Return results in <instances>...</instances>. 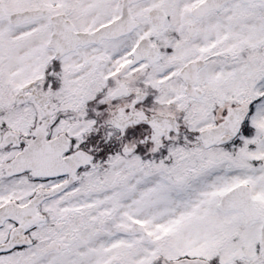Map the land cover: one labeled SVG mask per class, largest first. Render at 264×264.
<instances>
[{
	"label": "snow or ice",
	"instance_id": "snow-or-ice-1",
	"mask_svg": "<svg viewBox=\"0 0 264 264\" xmlns=\"http://www.w3.org/2000/svg\"><path fill=\"white\" fill-rule=\"evenodd\" d=\"M0 264H264V0H0Z\"/></svg>",
	"mask_w": 264,
	"mask_h": 264
}]
</instances>
